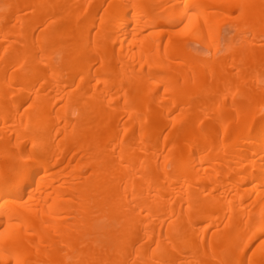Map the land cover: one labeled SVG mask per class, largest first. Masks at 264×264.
<instances>
[{"label":"bare ground","instance_id":"6f19581e","mask_svg":"<svg viewBox=\"0 0 264 264\" xmlns=\"http://www.w3.org/2000/svg\"><path fill=\"white\" fill-rule=\"evenodd\" d=\"M0 264H264V0H0Z\"/></svg>","mask_w":264,"mask_h":264},{"label":"rangeland","instance_id":"374dc122","mask_svg":"<svg viewBox=\"0 0 264 264\" xmlns=\"http://www.w3.org/2000/svg\"><path fill=\"white\" fill-rule=\"evenodd\" d=\"M199 48V47H198Z\"/></svg>","mask_w":264,"mask_h":264}]
</instances>
